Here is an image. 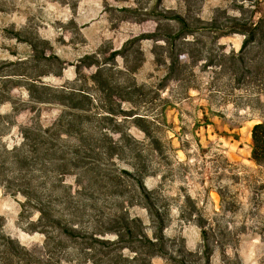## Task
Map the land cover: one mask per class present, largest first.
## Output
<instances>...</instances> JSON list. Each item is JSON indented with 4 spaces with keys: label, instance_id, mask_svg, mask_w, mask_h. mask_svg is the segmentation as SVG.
Returning a JSON list of instances; mask_svg holds the SVG:
<instances>
[{
    "label": "rangeland",
    "instance_id": "1",
    "mask_svg": "<svg viewBox=\"0 0 264 264\" xmlns=\"http://www.w3.org/2000/svg\"><path fill=\"white\" fill-rule=\"evenodd\" d=\"M174 17L191 32L177 35ZM229 19L257 24L234 72L221 65L244 36L222 35L237 27ZM31 80L86 98L39 87L31 98ZM127 92L151 119L147 135L124 114ZM0 116V264L3 239L20 255L12 264L21 247L44 260V232L52 264H84L82 235L112 240L127 218L150 235L140 181L166 250L199 251L203 220L209 264H264V171L250 160L264 119V0H0Z\"/></svg>",
    "mask_w": 264,
    "mask_h": 264
},
{
    "label": "trees",
    "instance_id": "2",
    "mask_svg": "<svg viewBox=\"0 0 264 264\" xmlns=\"http://www.w3.org/2000/svg\"><path fill=\"white\" fill-rule=\"evenodd\" d=\"M177 19L181 25V28L177 35L191 32L189 29L188 24L182 19L181 17H174ZM232 25L237 26L236 29H232L230 31L222 32V35L230 33H238L244 36L242 47L239 54L229 53L228 56H225L227 60L226 62L221 65V68L225 67L229 71L234 72L237 70V65L241 64L242 59V50L246 48V46L254 41L255 36L257 35L256 29L257 24H252L253 29L248 30L246 29L245 25L241 23L240 20L237 19H229ZM206 29L213 28V26L208 25L205 27ZM215 28V27H214ZM213 28V29H214ZM138 38L132 39L137 40ZM115 53H112V57ZM177 60L172 59V62L169 63L168 72L165 76V79H169L171 76V72L176 69ZM86 68L90 67L89 64L85 65ZM97 75V74H96ZM95 80V78H92ZM34 81H30V87H28V93L31 98L32 97V87H39V89L43 91H52L54 93H58L59 95H66L70 101H73L75 98H80V100H84L86 95L82 93V91H77L74 89H69L68 91H63L62 89L51 88L47 87L44 84L37 85ZM38 81V80H37ZM40 83V82H38ZM139 88V87H137ZM134 95L127 92L126 96L123 97V101L129 103L132 108L127 112H124L126 116L132 117L133 125L141 130L145 135H147V130L141 125L143 122H151L147 115H138L135 113L137 108L135 107L136 99H134ZM37 103H57L55 99H49L47 97H38L35 98ZM68 107V106H67ZM70 109H77V105L73 103H69ZM1 117V116H0ZM149 120V121H148ZM16 150L15 148L12 149H5L6 153L13 152ZM16 152V151H15ZM19 153L16 154V158L19 159ZM250 160L254 163V165L264 171V119L261 120L259 123L255 124L251 129V151H250ZM139 174H144L146 171L144 164L141 166V170L136 169ZM143 172V173H142ZM140 181V180H139ZM140 188L143 193V198L147 203V210L155 220L152 221L153 229L151 234L148 235L144 230L141 222L137 219H123V223L120 227H114L111 230L112 234L114 235V239L112 240H102L98 239L94 236V234L90 235H82L85 236V247L83 250L84 255L86 256L84 260V264H154L153 260L155 258H162L163 264H191L187 261L189 257H196L197 261L194 264H209V258L211 255L212 247L209 237V232L206 229L203 220H199L198 227L201 229V249L196 252L188 251L185 247L179 248L177 250L171 251L166 250V239L163 235V222L160 219L158 210L154 207V205L149 200V193L144 189L140 181ZM219 196L222 200V194L219 192ZM41 216L44 219L45 214L41 211ZM49 224V223H48ZM59 225V224H58ZM44 250L46 258L43 260L39 257H34L29 253V251L25 247H21L20 250L24 252L25 261L23 264H34L31 261H34L35 264H52V254L50 253L49 244L51 241L50 236L48 233L44 232ZM63 235L66 238L74 239L79 236V231L76 230L74 227H65L62 226L60 229V236ZM3 257L1 258V264H12L15 262V258L18 255L16 251L13 250L11 245H14V241L9 239H3ZM128 244V245H125ZM15 247V246H14ZM102 249H108L106 253L103 254V257L100 258L98 253L101 252ZM127 249L128 255L123 253V250ZM17 261V260H16ZM21 261H18V264ZM17 264V262H16Z\"/></svg>",
    "mask_w": 264,
    "mask_h": 264
}]
</instances>
